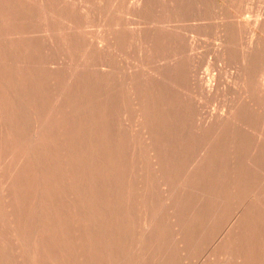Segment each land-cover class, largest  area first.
<instances>
[{
    "label": "bare ground",
    "instance_id": "6f19581e",
    "mask_svg": "<svg viewBox=\"0 0 264 264\" xmlns=\"http://www.w3.org/2000/svg\"><path fill=\"white\" fill-rule=\"evenodd\" d=\"M77 2L84 4L83 9L80 7L81 12L71 11L68 5L65 6L60 0H40L38 2L27 0L26 9L23 12L20 11V22H23L24 16L29 13L30 16L36 17L45 28L40 38L43 40L44 58L41 60V65L36 66L34 55L39 49L37 43L31 36L30 39H25L26 41L22 38H16L15 41L11 37L8 26H11L10 16L13 5L11 0H0V19L3 18L1 23L4 25L0 27V134L3 131L11 137L16 130L23 127L26 133L21 131L22 135L26 136L28 131L29 134L38 133L37 141H46L54 131L50 128L51 125H44L40 128V124L50 117L52 122V113H55V107L58 108L56 103L59 107L65 106L63 117L65 121L72 122L70 124L72 130L74 129V118L81 121L77 114L82 110L84 111L82 122L87 119L88 124H95L100 117H104L102 127L98 129L96 126L92 127L96 129L94 135L97 139L98 137L105 138L107 151L127 150L140 146L146 149V159L149 158L155 167L166 166L168 176L158 180L157 184L159 192L165 196L167 202L168 211L167 213L162 212L161 216L167 217L169 229L166 231L159 223H156V228L150 229L153 224L151 220L149 229L139 232L135 248L125 256H121L120 253L125 244L118 247L120 231L116 218L105 221L104 210L99 207H90L92 210L87 209V216L94 217L90 230L94 240L83 244L79 242L82 237L76 238L75 259L71 260H74V264H264V17L262 16L264 9L254 22V26L263 32L261 35L249 32L234 36L227 31V26H224L225 30L221 32V46L218 52L222 59L220 69H231L232 81H230L229 94L223 100L225 104L221 109L203 114L202 109L205 110V107L196 100L197 92H201L204 97H216L221 93L222 82L221 70L206 67L202 71L200 68L201 58L196 53L195 39L199 34L198 31L211 27V24L208 25L205 22L203 10L200 7L193 8L191 3L186 4L184 0H166L165 6L159 5V11L155 12L154 1L131 0L125 14L128 18L123 22H116V15L120 13L119 0H88V2L79 0ZM3 14H6V19ZM164 16L167 17V21L163 19ZM96 20L99 23V31L97 30L99 35L95 43L100 45L94 48L89 40L93 35L90 32L91 26L95 25ZM14 22L18 23L17 17L14 18ZM163 27H168V34L158 33ZM98 49L105 51L104 54L102 53L103 58L98 57L93 67L90 68L89 58L95 55L91 53ZM59 50H63L64 53L61 55H64L63 58H56ZM36 58L39 57L36 56ZM209 62L212 61L208 60L207 64ZM38 77L41 78L40 80H45V88L34 92L39 84ZM63 80L73 82L77 89L59 88V81ZM90 99L94 100L93 105L89 102ZM100 100H103L102 106ZM75 105L78 106L77 111L72 109ZM48 111L50 115L46 114ZM30 139L35 143L36 140L34 141L33 137ZM9 144H7L8 147H10ZM4 145L3 148H5ZM23 147L25 148V145ZM79 148H81L80 145ZM118 150L115 157L118 162L115 165L116 168H119L123 156ZM141 151L143 152L142 149ZM59 164L61 169L64 165L66 166V163L61 161ZM37 165L39 167L38 163ZM5 167H8V164ZM60 168H54L55 173H60ZM127 170L130 169L127 168ZM10 173L12 174L11 171ZM3 176H6L4 172L0 178ZM75 178L74 180L69 179L73 186H75ZM8 179L11 182L7 177V181ZM24 180L27 181V179ZM16 183L18 184L17 180ZM20 186L22 185L19 184ZM7 187L11 189L10 185ZM23 188L24 186L21 190ZM140 189L145 191L143 184ZM181 189L188 191L193 197L206 198L213 207L202 209L199 202L196 204L190 199L186 210H180L181 203L177 198L182 192ZM16 190H18L17 186ZM35 194H32L33 199ZM40 195L37 200H42L43 193L41 197ZM81 196L74 194L70 198L71 203L81 204ZM94 196L96 197L95 193ZM135 197L131 202L132 210L128 214L132 217L136 216ZM23 202V205L27 203L25 200ZM38 204L41 205V202H37ZM41 208L43 209V206ZM26 210L29 211V208ZM37 210L39 207L35 209ZM4 211L1 213L4 214ZM35 211L33 213H36ZM21 213L23 214L22 211ZM38 213L40 212H37V216L40 217ZM38 219L36 218L37 222ZM39 226L37 229L40 230L41 226ZM52 227L48 229L52 230ZM48 229L44 228V230ZM133 230L135 231V228ZM10 231L14 232L11 229ZM30 231L32 233L35 230ZM50 232L52 234V231ZM168 232L169 235L166 234ZM150 235H153V241L148 242ZM206 236L211 237L209 243L203 241ZM1 237L4 238V236ZM65 239L70 238L65 237ZM29 243L27 241L30 248L32 243ZM41 245L43 247V244ZM64 245L62 247H65ZM71 245L67 244L73 247ZM31 247L33 248V245ZM84 248L90 249L93 255L98 254V257L96 258L95 255L93 258L88 253L85 256L86 259H83ZM11 249L8 248L10 251ZM198 251H200V256L193 257ZM134 252L135 258L133 259L131 253ZM14 255L16 256V252ZM7 261L5 259V263Z\"/></svg>",
    "mask_w": 264,
    "mask_h": 264
},
{
    "label": "rangeland",
    "instance_id": "374dc122",
    "mask_svg": "<svg viewBox=\"0 0 264 264\" xmlns=\"http://www.w3.org/2000/svg\"><path fill=\"white\" fill-rule=\"evenodd\" d=\"M33 1L38 2L40 0H33ZM60 1L65 6L68 5V8L71 9V11H73V12L74 11L75 12H81V10L83 9V6H84V4H80L77 2L79 0H60ZM81 1H84V0H81ZM86 1L88 2V0H86ZM153 1L155 4L153 7L155 9V12H157V11H159V5H161V7L165 6L164 3L166 0H153ZM153 1L151 0V2H153ZM174 1H176V0H174ZM177 1H179V0H177ZM184 1L186 4L191 3V6L193 8L197 7V6L200 7L201 10H203L202 13H203V17L205 18V22L208 25L211 24L210 28L206 27V28L201 29V31H198L199 34L195 39V44L197 46L196 53L201 58V60L199 61L200 68L202 69V71H204L206 67H210V68H212V70L213 69L214 70H216V69L221 70V74H220L221 75V82H222V85H221L222 89L220 90L221 93H219L216 97L208 98V97L202 96L201 92L198 91L197 97H195L196 100L199 101V103H201L202 106L205 107V110L202 109V113L207 114V112H211L213 110H219L223 107V105L225 104V102L223 100H225L226 96L229 94L230 81H232L231 80V69H229V70L220 69V66H222V63H221L222 59L219 55L218 50L221 46V39H222L221 32H222V30L223 31L225 30L224 26H227V31L229 33L234 34V36H240L241 34L249 33V32H253V33H256L257 35L258 34L261 35L263 32L254 26V22H255L257 16L258 15L260 16V14L262 13V9H264V0H184ZM11 2L13 5V9H12L13 11L11 13L12 17L10 16V25L11 26H8V28H9L8 32H10V35L12 34L11 37L14 38L15 41H16V38H22L24 40L25 39L27 40L28 38L30 39V36H31V38L34 39V41L37 43L38 48H39L37 50L38 52L34 55L35 63H36V66H39V65H41V60H43V58H44V56H43L44 52H43V48H42L43 47L42 46L43 40L42 39L40 40V38H41V34L44 33L45 28L43 27L41 22L39 23V20L36 17L30 16L29 13H27V16H24V18H25L24 21L20 22V19H19L20 15H21L20 11L23 12L26 9L27 0H11ZM119 2H120L119 3L120 13H118V16L116 15L115 19H116V22H119V21L123 22L126 20V18H128V16L125 14L128 10L129 4H131V0H119ZM121 3H123V4H121ZM156 6H158V8H156ZM80 7H82V9ZM263 14H262V16L264 17ZM5 15L6 14H3V17L6 19ZM262 16H261V18H263ZM16 17L18 19V23L14 22V18H16ZM166 18L167 17H165L163 19H166ZM2 21H3V18L0 19V27L4 26L1 23ZM165 21H167V19ZM168 23H170V21ZM91 27L92 28H91L90 32H92L93 35L92 36L89 35L90 37H92L89 41L94 46V48H97V46L99 47V45H100V44L96 45V43H95V41L97 40V35H99V33H97V30L99 31V23H97V20L95 21V25H93ZM167 28L163 27L161 29V31L160 30L158 31V33L160 35H162L163 33L168 34ZM130 41L132 42L134 40H130ZM40 47L42 48V50H40L41 49ZM98 50L91 53V54L95 53V55H93L89 58V67L90 68L93 67V63H95L94 61H96L98 57L103 58L102 55L104 54L105 51L103 49H100L99 51ZM63 53H64L63 50H59L57 52L56 58H63L64 55L61 56ZM36 56L39 58H36ZM208 60L212 61V62H209V64H207ZM59 63H60V60H59ZM38 70H39V68H38ZM39 76L41 77V75H39ZM40 77H38L39 84H37V87L34 89V92L41 90L43 87L45 88L44 85L46 84V82L44 79L40 80L41 79ZM58 85H59V88H61L63 90H76L77 89L73 82H69L67 80L59 81ZM89 102L92 105L94 104L93 99H90ZM100 103H101L100 105L102 106L103 100H100ZM56 106H58V108L55 107V113H52L53 124L51 122V117L48 120H44L43 124H40V128H42L44 125H48V126L51 125L50 128L54 131V133L50 134L51 135L50 138L48 137V139L46 141L38 142L37 141L38 133H36V132H35L36 134H29V131L27 130L28 131L27 135L26 136L22 135V133H26L24 131L25 128H23V127L20 128L22 130H20V129L16 130L15 134L11 135V137H10V135H8V134L6 135V133L1 131V134H0L1 135L0 136V145H1V147H0V154H1L0 155V158H1L0 159L1 160V162H0V164H1L0 174L2 175V172H4L6 174V176H3L2 178H0L1 179L0 180V185H1L0 188H3V189H0V197H1L0 198V207L2 206L0 208V216H1L0 230L3 229L0 231V235L4 236V238L0 236V257L2 258V259L0 258V261H1L0 264H6V263L9 264V262H10L9 260L12 261V262H10V264H12V263L13 264H19V262H21V261H22L21 263H23V264H34V263L35 264H40V263L41 264H74V260H71V259H73V258L75 259L74 246L76 244L77 239L79 237H82V238H80L81 240L79 242H82L83 244L88 243L91 240H94V236L90 231L92 228V225H93L92 220L94 221V217L87 216L88 210L89 211L92 210L90 207H93V208L99 207L100 209L104 210L103 218L105 221L112 219V218H116V223H117V225L119 227V231H120V236L118 237V239L120 240V241H118V244H119L118 247L120 248V247L124 246V244H125V247L123 248L124 251L121 250V252H122V253H120L121 256H125L133 248H135V244L138 241V234L149 229V227L151 226V224H149L151 220H153V224H152V227L150 229L156 228L155 225H157L159 223V224H161V226L166 231H168L169 224L167 222V217L161 216L162 212L167 213V211H168V207L166 208L167 202L165 200V196L159 192L158 184H157L161 178H165L168 176V174L166 172V166H164L162 168L155 167L153 165V163L149 160V158H148V160L146 159L147 158L146 149L143 147L137 146L136 147L137 149L136 148H128L127 150H125V149H119L118 150L117 149L121 154H123V156H122V160H121V164H120L119 168H116L115 165L118 163L117 160H115V157L117 155V150L112 149V150L107 151L108 146H105V141H104L105 138L98 137L99 139H97L94 135V130H96V129H95V127L94 128L92 127V126H96L97 129L102 127V125L104 124V117H100L97 120L98 123L95 122V124H92V123L88 124L89 122H87V119L85 120V122H82L84 120V118L82 116L84 111L82 110L77 114V116H79L81 121H77L76 118H74V122H73L74 123V129L73 130L75 131L74 132L72 129H70L71 128L70 124L72 122L65 121V119L63 117V113L65 111V106L62 105L59 107L58 103H56ZM80 106L83 109H85L83 105L80 104ZM72 109L77 111L78 106L75 105L74 108H72ZM46 114L50 115V112L48 111V113H46ZM21 131H22V133H21ZM18 134H20L22 136H20ZM7 136H8V138H7ZM54 136L56 138H54ZM18 137L20 139H18ZM32 137H33L34 141L36 140L35 143L31 142V139L29 140V138H32ZM48 140H50V141H48ZM88 141H89V143H88ZM46 142H47V145H46ZM4 143H6V144L4 145ZM2 144L4 145L5 148H3ZM7 144H9L10 147H8ZM17 144L19 145L20 148L18 147ZM12 145H13V147H12ZM23 145H25V148L23 147ZM28 145H30V147H28ZM32 145H33V147H32ZM77 145H78V147H77ZM79 145L81 148H79ZM93 145H94V147H93ZM97 145H99V147H97ZM6 147H8V148H6ZM29 148H31V150H33L35 148L32 151L34 153H32L31 150H28ZM8 149H10L9 151L11 153L9 151H7ZM141 149L143 150V152L141 151ZM29 151H30V153H29ZM71 151H72V154H71ZM8 152H9V154H8ZM19 153H21V154H19ZM31 153H32V155H31ZM37 155H38V157H37ZM130 156H131V158H130ZM10 157L12 159H10ZM16 157H17V159H16ZM6 158H9L7 160L10 162H8L6 160ZM36 158H38V159H36ZM88 158H89V160H88ZM18 159H19V161H17ZM22 159L25 161L27 160V161L25 162ZM48 160H49V162H48ZM35 161H36V163H35ZM60 161L66 163V166L64 165V167H62V169L60 168V164H59ZM148 161H150V162H148ZM6 162L8 164V167H5V166H7ZM13 163L14 164L18 163V164H15L16 165V167H15ZM37 163L39 164L40 168L38 167ZM9 164H10V166H9ZM2 165H4V166H2ZM17 165H18V167H17ZM24 166H26V167H25V172L23 173ZM11 168H12V170H11ZM37 168H38V170H37ZM54 168L55 169L60 168V173H55ZM127 168L130 170L128 171ZM9 169L12 172V174H14V175H12L10 173ZM14 169H16V170H14ZM30 170H32V171H30ZM105 170H106V173H105ZM26 171H29V172L27 173ZM76 172H77V174H76ZM19 173L21 174V176ZM25 173L27 174V176ZM7 174H10L11 176L7 175ZM16 174H17V176H16ZM22 175H24V176H22ZM39 175L42 177V179H41V177H39ZM7 177L10 178V180H11V182H10L8 179V181L10 182L9 185H10L11 189L13 190V192H11L12 190L7 187V186H9L8 181H7ZM20 178L22 179V181L24 179H27V181H29V182L24 180V181H26V183L24 181L22 183V181L20 182V180H21ZM70 178L73 180L75 178V186H73L72 185L73 183L70 182V180H69ZM36 179H37V181H36ZM38 179H40L39 181H41V182H39ZM153 179H154V181H153ZM16 180H17L18 184L16 183ZM14 181H15V183H14ZM2 184H6V185H2ZM12 184H13V186H11ZM14 184H17L16 186H17L18 190H16V186ZM19 184L22 186L19 187ZM142 184L144 185V188H145L144 192L140 189ZM34 185H36L37 187ZM23 186H24V188L21 190V188ZM40 186H42V187H40ZM34 187L38 188V189L41 188V189L35 190ZM32 188H33V190H32ZM82 189L84 190V192H82L83 191ZM37 190H38V192H37ZM181 190H182V192L179 193V198H177L179 203H181L180 204V206H181L180 210H186L187 204L189 203L190 199L196 204L199 202L198 204L202 209H207V208H209V206L213 207L212 203L209 202L206 198L193 197L188 191H184L183 189H181ZM1 191H2V194H1ZM8 192H10V193H8ZM25 192L28 194H26ZM44 192L45 193L47 192L48 195L45 194ZM15 193H18V194L16 195ZM33 193L34 194L36 193L34 195V199L32 198ZM42 193H43V195H42ZM94 193L96 194V197L94 196ZM13 194L15 197L13 196ZM40 194L42 195V197ZM71 194L73 196H74V194L79 195V196L82 195L80 197L81 204H78V203H77V205L72 204L71 203L72 200L70 198H72L73 196ZM30 195H32V196H30ZM38 195H40L42 200H37ZM135 195H137V196L135 197ZM44 196H46V198ZM8 197H10L11 199ZM40 197H39V199H41ZM93 197H95V198H93ZM133 197H135L136 200L135 199L134 200L137 203V205L135 207V211H136L135 217L128 215L130 213V211L132 210L131 202L133 200ZM16 198H18V199H16ZM19 198H21L22 201ZM26 198H28V199L26 200ZM88 198L90 199V201ZM1 199H2V201H1ZM13 199L15 202L13 201ZM50 199H51V201H50ZM84 199H85V201H84ZM24 200L27 202V203L25 202L27 204V206H26V204L23 205ZM31 200H32V202H31ZM35 202H36V204H35ZM37 202H39V203L41 202L43 209L41 208L42 206L40 204H38L40 206L37 205ZM46 202H48L49 204ZM98 202L100 204H98ZM101 202H102V204H101ZM19 203H20V205H19ZM44 203H46L48 205H46ZM91 203H94V204H91ZM104 203H106V204H104ZM143 203H144V205H143ZM115 204H116V206H115ZM117 204H118V206H117ZM45 205H46V207H44ZM49 206H50V208H49ZM79 206H81V207H79ZM21 207H22V210H21ZM36 207L37 208L39 207L40 211L39 210L35 211V209H37ZM111 207L112 208L114 207V208L111 209ZM121 207H123V208H121ZM28 208H29V211L26 210ZM65 210H66V212H65ZM1 211H2V213L4 211V214H2ZM21 211L23 212V214L21 213ZM34 211L36 213H33ZM41 211H42V215H41ZM108 211H109V213H108ZM143 211H145L146 214ZM37 212H40V213H38V215L41 218L37 216ZM53 213H55V215L57 213V215H56L57 217H55V215ZM30 215H34V216L30 217ZM45 215H47V216H45ZM52 217H55V218H52ZM7 218H9V219H7ZM36 218L37 219L40 218V220L38 219L39 223L37 222ZM146 218H147V220L148 219L149 220L147 221ZM27 219H28V223H27ZM51 219H53L54 221L52 222ZM141 219H142V224H141ZM143 219H145V221ZM23 220L25 221L24 223L26 225L22 224ZM43 220H44L45 224H44ZM57 220H59L60 222ZM124 220L127 222H125ZM154 220H155V222H154ZM13 221H15L16 223L18 222V223L15 224V222L13 223ZM47 221L49 222V224H47L48 223ZM56 221H57V224H56ZM32 222H34V223H32ZM58 222H59V224H58ZM12 223H13V225H11ZM32 224H34V225L36 224V225L34 226ZM39 224H40L41 228L43 226V228L42 229L40 228V230L37 229ZM2 225L4 227H2ZM126 225H127V227H126ZM13 226H15V227H13ZM50 226L51 227L53 226L52 230L48 229V227L51 228ZM58 227H59V229H58ZM44 228L45 229L47 228L48 230H44ZM133 228H135V231L133 230ZM7 229H9V230L7 231ZM10 229L14 230V232L10 231ZM28 229H30V230L33 229L35 231H32V233H31L30 230L28 232ZM26 230H27V232H26ZM38 230H39V233H38ZM50 231H52L53 235L50 234L51 233ZM33 233H35L36 236H33V235H35ZM166 234L169 235L170 233L168 232ZM24 235H26V236H24ZM153 235H150L148 242L153 241ZM8 236L12 237V238H9ZM20 236L22 237V239H20L21 238ZM63 236H65L66 238H70V239L67 240ZM128 236H129V238H128ZM24 237L27 240H25ZM33 237H35V238H33ZM1 238L3 240H1ZM7 238H8V240H7ZM4 239L6 240L5 242H4ZM14 239H16L15 240L16 242L14 241ZM28 239H31L32 241H33V239H35V240L33 242L32 241L30 242V240H28ZM22 240H24L26 243H24V241H22ZM39 240L42 243L38 242ZM27 241H28V243L29 242L32 243L31 246L33 245V248L31 246H30V248L28 247ZM203 241L205 243H209L211 241V237L206 236V238H204ZM36 242H37V245L35 246ZM120 243H121V245H120ZM25 244H27V246ZM38 244L40 245V247ZM41 244H43V247ZM67 244L68 245L72 244L73 247L67 246ZM22 245L24 246V248ZM63 245L65 247H62ZM16 246H17V248H16ZM11 247H13V248L11 249ZM25 247H27V249L29 248L28 249L29 251H27V249ZM68 247H70L71 250H69L70 248H68ZM8 248L11 249L12 252L14 250V252L12 253L10 250H8ZM31 248H32V251L34 253L30 250ZM72 248H73L74 252L72 251ZM53 249H57V250L54 251ZM36 250H38V251H36ZM8 251H9V253H8ZM6 252H7V254H5ZM15 252H16V256H18L17 257L18 260L16 259V256L14 255ZM49 252H50V254H49ZM199 252L200 251H198L193 257L197 256L196 258H198L200 256ZM88 253L93 258L96 255V254L93 255L92 253H90V249H85L83 252V259H86L85 256H87ZM13 255L15 256V260H14ZM118 255H119V253H118ZM131 255H132V258L134 259L135 258V252L133 254L131 253ZM19 256H21L20 259H19ZM35 257H37V258H35ZM97 257H98V254L96 255V258ZM32 258H33V260H32ZM5 259L8 260L6 263H5ZM193 260H195V259H193Z\"/></svg>",
    "mask_w": 264,
    "mask_h": 264
}]
</instances>
